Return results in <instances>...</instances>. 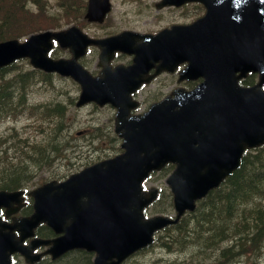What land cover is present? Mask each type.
I'll return each mask as SVG.
<instances>
[{
	"label": "water",
	"instance_id": "water-1",
	"mask_svg": "<svg viewBox=\"0 0 264 264\" xmlns=\"http://www.w3.org/2000/svg\"><path fill=\"white\" fill-rule=\"evenodd\" d=\"M200 1L206 6L204 15L146 36L140 48L134 43L139 35L132 31L94 39L74 25L31 33L23 41H0V66L28 56L33 66L79 82L76 105L90 100L114 105V130L123 148L63 180L52 179L30 190L29 215L12 216L10 222L0 217V264H10L14 252L30 263L43 253L55 258L74 247L94 250L92 264H119L229 176L245 148L264 142V0ZM109 7L108 0H88L85 16L102 20ZM53 38L70 49V58L47 54ZM89 43L101 47L103 68L96 76L77 61ZM114 49L133 53V62L111 68L108 61ZM184 59L188 64L180 77L203 76V80L189 90L176 88L142 113L131 114L137 105L131 92L153 62L161 60L156 73L172 70ZM249 70L258 72V81L241 85L239 79ZM166 162L174 163L165 182L172 192L175 216H145L143 209L156 196V188L144 190L142 181ZM21 193L0 190L5 215L22 205ZM40 222L61 234L33 236ZM27 237L32 238L26 244ZM40 245L47 248L33 252Z\"/></svg>",
	"mask_w": 264,
	"mask_h": 264
},
{
	"label": "trees",
	"instance_id": "trees-1",
	"mask_svg": "<svg viewBox=\"0 0 264 264\" xmlns=\"http://www.w3.org/2000/svg\"><path fill=\"white\" fill-rule=\"evenodd\" d=\"M29 1L38 10L28 6L26 0H0V39L56 27L59 19L68 22L83 12L84 0H63L62 13L46 12L44 0ZM12 66L0 68V119H16L26 113L38 121V126L33 135L20 136L13 131L6 138L10 144L0 148V188L8 189L26 185L38 168L62 169L66 162L71 167L68 153L81 148L63 130L66 106L62 101L51 99L37 105L26 102L34 77L40 74L50 82L51 74L37 69L12 73ZM253 80L251 73L242 82ZM102 132L106 130L96 135ZM10 148L13 154L7 152ZM169 199L165 208L154 206L156 211L172 209ZM49 232L46 226L37 229L42 235ZM155 244L175 254L171 258L157 257L152 264H260L264 250V144L246 150L238 168L201 198L196 208L159 231L149 248ZM91 257L83 249H74L57 259L44 258L34 264H91Z\"/></svg>",
	"mask_w": 264,
	"mask_h": 264
},
{
	"label": "rangeland",
	"instance_id": "rangeland-1",
	"mask_svg": "<svg viewBox=\"0 0 264 264\" xmlns=\"http://www.w3.org/2000/svg\"><path fill=\"white\" fill-rule=\"evenodd\" d=\"M26 1L28 6H34L33 9L38 10L37 5L29 0ZM60 1L61 0H44L43 4L46 7V12L55 13L63 10V5L59 4ZM152 1L153 0H112L113 4L111 11L108 13L107 19L103 25L86 23L83 25V29L89 34H104L105 32L118 31L126 27L141 30L151 29L155 31L168 21H170V23L189 22L202 12H199V7L193 4H190V6L186 8L163 9L160 12L152 6ZM59 21L60 25L58 26L62 28L73 23L71 19L65 22L61 18ZM62 54L65 53L62 52ZM87 55L84 61L88 65V69L92 70L95 68V66L91 65L92 59H95V53L92 54L91 51V53ZM18 63L19 67H26V64L21 60L18 61ZM165 77L166 76L159 77L154 83L138 91L136 95L141 102L137 109L138 111L144 110L151 101L156 100L171 89L174 85V81L170 80V85L169 83L166 84ZM33 80L34 82L32 81L28 92L29 101L35 105L51 99L62 101L66 106L63 130H65L66 135L71 134L73 137L72 141L78 143L81 148L68 153L72 159H69L70 162H72L71 167H68V163L66 162V165L62 169L53 166V169H48L46 167L45 169L38 168L33 170L35 171V176L33 175V179L27 183V189H31L45 179L64 174L67 175L81 168L87 164V162L89 163L93 160L109 156L118 151L119 141L112 130L111 116L113 114V109L110 106H94L93 103H88L80 107L75 106L72 100L77 94L78 88L77 85L68 78L51 75L50 82H46L43 76L38 74ZM37 126L38 121L27 118L26 113L17 117L16 121L4 118L0 120V138L13 133V131H17L20 136L33 135L37 131ZM95 128H97V131L106 130V132H102V135H96L97 131L94 130ZM7 152L13 154L12 148ZM169 170L170 167L153 173L151 178L144 183L146 188L152 185L162 188L160 200L156 202L154 205L155 207L165 208L168 202H170L168 197L169 188L165 183V177ZM165 198L166 201L162 203V200ZM154 206L153 209H156ZM153 209L151 208V210ZM168 210L170 211V208ZM148 212L152 213L151 211ZM174 254V252L167 251V249L155 244L151 248L137 252L124 264H152V260L157 257L163 256L164 258H171ZM17 260L20 262L19 258H17ZM259 263L264 264V250L259 259Z\"/></svg>",
	"mask_w": 264,
	"mask_h": 264
},
{
	"label": "flooded vegetation",
	"instance_id": "flooded-vegetation-1",
	"mask_svg": "<svg viewBox=\"0 0 264 264\" xmlns=\"http://www.w3.org/2000/svg\"><path fill=\"white\" fill-rule=\"evenodd\" d=\"M170 7H171V6H166V7H163V9L170 10ZM166 24L170 25V21H168ZM166 24H165V25H166ZM93 48L95 49V47H93ZM95 52H96V50H95ZM121 60H122V62H123V61H127V60H128L127 55L122 54V53H117L116 56H115V58H114V60H112V64H114L116 61H121ZM128 62H130V61L128 60L127 62H123V63H128ZM168 83H169V85H170V80H168V82H167L166 84H168ZM173 83H174V85L179 84L178 79H176ZM180 84H183V83L181 82ZM174 85H173V86H174ZM183 85H184V84H183ZM173 86H172V87H173ZM172 87H171V88H172Z\"/></svg>",
	"mask_w": 264,
	"mask_h": 264
},
{
	"label": "bare ground",
	"instance_id": "bare-ground-1",
	"mask_svg": "<svg viewBox=\"0 0 264 264\" xmlns=\"http://www.w3.org/2000/svg\"><path fill=\"white\" fill-rule=\"evenodd\" d=\"M202 242V241H201Z\"/></svg>",
	"mask_w": 264,
	"mask_h": 264
}]
</instances>
